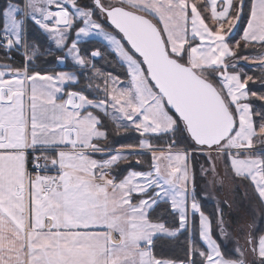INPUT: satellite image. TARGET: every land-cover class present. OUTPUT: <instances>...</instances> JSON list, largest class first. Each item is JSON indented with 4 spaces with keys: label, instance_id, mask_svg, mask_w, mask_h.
<instances>
[{
    "label": "snow or ice",
    "instance_id": "obj_1",
    "mask_svg": "<svg viewBox=\"0 0 264 264\" xmlns=\"http://www.w3.org/2000/svg\"><path fill=\"white\" fill-rule=\"evenodd\" d=\"M2 15L0 48H23L25 64L0 65V264H177L155 254V239L175 237L197 215L206 248L190 240L188 264H198L197 256L199 264H247L242 250L231 259L213 238L189 149H175L178 136L189 139L192 151L208 154L213 174L211 153L222 155L264 203V112L250 102L264 101V93L238 70L240 61L264 70V51L238 55L248 46L264 50V0H22ZM245 16L241 45L232 37ZM28 21L62 53L58 63L71 58L100 82L78 91L72 72L30 71L40 46L26 39ZM93 36L118 54L123 78L101 73L82 54L81 42ZM101 114L117 130L137 132L139 142L103 146L109 133ZM165 135V146L154 143ZM144 155L151 157L147 170L112 174L130 158L144 163ZM162 202L177 228L151 218ZM247 243L253 264H264V234H249Z\"/></svg>",
    "mask_w": 264,
    "mask_h": 264
},
{
    "label": "trees",
    "instance_id": "obj_2",
    "mask_svg": "<svg viewBox=\"0 0 264 264\" xmlns=\"http://www.w3.org/2000/svg\"><path fill=\"white\" fill-rule=\"evenodd\" d=\"M84 1V2H83ZM80 3H91V0H79ZM251 3L252 0H247ZM10 4H20L22 6V0H0V29H2L5 22L3 17V11ZM247 11V10H246ZM247 25V16L242 18L241 23L237 26V29L234 31L232 40H239L241 45H243V40L241 39L243 31ZM27 30V40L29 43H35L40 46L39 53L33 58L31 64L29 65V70L41 71V72H61L68 71L72 72L79 78V84L73 85L74 90L86 89V86L91 83H99V80L92 78L91 70L80 69L74 63L66 61L65 65L61 66L56 57L61 55L59 51H56L54 46L51 44V41L48 40L47 35L42 32L37 26L32 24L30 21L26 24ZM107 30H111L107 24H105ZM74 39V35L70 37ZM49 47L53 48L52 54H49L47 49ZM81 52L86 57L88 53L92 50H98L101 55L96 58L92 64L95 65L101 73L107 74L111 73L113 75H118L123 78L124 68L121 66V62L118 59L116 53L112 51L109 46L100 39L92 38L88 39L80 44ZM264 50L259 49L258 46H248L243 47L238 50V55L240 56H257L260 55ZM0 63H5L15 68H20L25 64V57L22 53L11 50L7 51L6 49L0 48ZM238 70L241 73H246L252 75L256 80L255 83L249 82V88L258 92L264 93V85L261 84V79L264 78V70L257 67L255 64H238ZM86 94L91 96H96L98 93L94 89L86 90ZM251 104L255 112H264V101H260L256 98L251 99ZM101 119L105 124V128L108 131V139L103 142V146L106 148H120L122 145L127 144H137L140 140V136L137 132L133 131L131 128L128 130L120 129L117 130L115 124L109 117H105L101 114ZM186 141L185 144H178L179 140ZM169 141L167 135L162 136L161 138L154 141V143L160 145L161 147L165 146ZM176 149H184L186 146L188 148H193L194 145L189 139L184 137L176 138ZM189 144H192L193 147H189ZM98 158V157H97ZM135 157L130 158L128 161L120 162L113 169V175L118 179H122L128 174L129 171H143L147 170L149 163L151 162V157L149 155H144L140 157L144 163L137 165L135 163ZM191 166L192 173L195 180V191L197 200L200 203L201 209L212 221V234L214 239L221 245V250L225 255L231 259H238L239 254L237 249L245 247L243 252L246 254L250 262L247 261V264H253V261L256 259L254 254L251 251L250 246L247 243V237L249 234L252 236H259L264 234V206L259 200V198L248 193L246 196L242 194L239 195L237 188L234 191V200L229 202H222L220 204L221 217H219V207L216 203L209 200L208 197L203 195L205 190L206 180L203 175L204 169L209 166V161L204 156H198L195 153L191 154ZM200 186H199V185ZM240 189V188H239ZM201 190V191H200ZM241 190V189H240ZM252 197V199H251ZM153 220H159V222L165 223L169 228H177L178 219L175 214L171 212L170 205L168 203H160L155 207L154 211L150 213ZM222 218L223 228L226 231L229 230V236H222L218 220ZM199 217L198 215L192 218L191 230L184 229L181 230L175 237H165L160 236L158 239H155L154 243V252L158 257H163L165 259L176 261L177 263L183 262L188 263V247L189 241H195L196 247L198 249H204L206 246L203 244L199 237ZM191 231V232H190ZM242 244L241 246H239ZM246 244V246H245ZM249 247V248H248ZM199 264V257H194ZM244 258V257H243ZM246 260V258H244Z\"/></svg>",
    "mask_w": 264,
    "mask_h": 264
},
{
    "label": "crops",
    "instance_id": "obj_3",
    "mask_svg": "<svg viewBox=\"0 0 264 264\" xmlns=\"http://www.w3.org/2000/svg\"><path fill=\"white\" fill-rule=\"evenodd\" d=\"M252 2H253V0H252ZM27 24V23H26ZM247 26V25H246ZM246 28V27H245ZM27 28L25 27V36H26V39H27V30H26ZM237 29V28H236ZM235 29V30H236ZM75 38V37H74ZM92 38H97V39H100V40H102L103 42H105L108 46H109V48L112 50V51H114L113 49H112V47L108 44V42L107 41H105L104 39H103V37H101V36H93V37H89V38H86L85 40H83L82 42H84V41H86V40H88V39H92ZM13 50H16V51H18V52H20V53H22L23 55H24V49L23 48H20V49H13ZM117 55V54H116ZM118 56V55H117ZM24 57H25V55H24ZM96 58H98V57H96ZM95 58V59H96ZM88 59H90L91 60V63H93V61L95 60V59H93V58H91V57H89ZM119 59V58H118ZM67 61V60H66ZM66 61L64 62V63H59L61 66H63V65H65V63H66ZM68 61H70V62H72V63H74L72 60H71V58H69L68 59ZM0 65H7V64H5V63H0ZM65 72H68V71H65ZM117 149H119V148H117ZM175 150H177V151H182V150H184V149H175ZM36 155L38 154V153H35ZM190 156H191V153H189V158H190ZM201 156H203V155H201ZM205 157V156H204ZM212 157H213V159H214V163H215V171L217 172V170L218 169H220L221 170V174H223L224 175V178L222 179V180H224L226 177H228L229 176V183L231 184L230 186H233L232 187V189H230V190H228L227 192L224 190L225 188H224V185L221 183V182H219L218 183V185L216 186V189L218 190V193H219V195H215V190L212 192L211 190H208V188H207V181H206V184H205V190H204V192H203V195L205 196V197H208L209 198V200H211V201H213L214 203H216L217 205H218V207L220 206V204L222 203V202H229L230 203V201H233L234 200V198H235V196H234V191H235V189L237 188V190L239 191V195H243V196H246L248 193L251 195L252 193L254 194V196L256 197H258V195L256 194V192H255V190L253 189V187H252V185L250 184V182H248V181H244V180H241V179H239V178H236V177H234L233 175H232V173H231V171H230V169L227 167V164H226V161H225V159H224V157L221 155V156H219V157H217L216 156V154H213L212 155ZM209 167V166H208ZM208 167L206 168V172H205V174L207 175V173L209 172V169H208ZM224 167V168H223ZM193 174V173H192ZM193 176V175H192ZM241 190H240V189ZM251 199H252V197H251ZM260 200V199H259ZM261 201V200H260ZM262 203V202H261ZM263 204V206H264V203H262ZM221 209H220V207H219V217H221L220 215H221ZM192 218L193 217H191V222H190V226H189V230H191V225H192ZM186 230V229H185ZM191 232V231H190ZM226 232H227V236H228V233L230 232L229 230H227L226 229ZM226 236V237H227ZM202 241V240H201ZM204 244V243H203ZM205 245V244H204ZM242 244H240L239 246H241ZM245 246H246V244H245ZM247 247V246H246ZM249 248V247H248ZM240 250H242V248L240 249ZM245 256V255H244ZM246 258H247V256H246ZM178 264H180V263H178ZM185 264H188V263H185Z\"/></svg>",
    "mask_w": 264,
    "mask_h": 264
},
{
    "label": "rangeland",
    "instance_id": "obj_4",
    "mask_svg": "<svg viewBox=\"0 0 264 264\" xmlns=\"http://www.w3.org/2000/svg\"><path fill=\"white\" fill-rule=\"evenodd\" d=\"M84 2V1H83ZM235 31V30H234ZM117 54V53H116ZM84 55V54H83ZM118 55V54H117ZM119 58V56H117ZM120 60V59H119ZM239 63H243V64H254L253 62L251 61H240ZM178 144H185L187 145L186 141H182L181 139L177 142ZM189 147H193L192 144H189ZM187 149H189V153L193 154L195 153L196 155L198 156H205L207 159H208V154L207 153H203V152H200V151H192L193 148H188L186 146ZM185 149V148H184ZM213 154H216L215 152L211 153V156ZM209 161V159H208ZM210 168V162H209V167L208 169ZM224 168V167H223ZM189 170H190V176H192V166H191V159L189 158ZM203 171V175L205 177V180L207 181V188L208 190H211L212 192L215 190V195H219L218 193V190L216 189V186L218 185L219 182H221L223 185H224V190L227 192L228 190L232 189L233 186H230L231 184L229 183V176L226 177L224 180H222L224 178V175L221 174V170L218 169L217 172L215 171V174H213L211 171H209L207 173V175L205 174L206 172V169L202 170ZM206 215V214H205ZM207 216V215H206ZM199 217V216H198ZM227 233V232H226ZM229 236V235H228ZM214 238V237H213ZM203 242V241H202ZM204 243V242H203ZM206 246V245H205ZM242 248V251L244 250L245 247H241ZM244 258H246V254L244 256ZM246 261L250 262L248 258H246ZM178 264V263H177ZM181 264V263H180ZM184 264V263H183Z\"/></svg>",
    "mask_w": 264,
    "mask_h": 264
},
{
    "label": "built area",
    "instance_id": "obj_5",
    "mask_svg": "<svg viewBox=\"0 0 264 264\" xmlns=\"http://www.w3.org/2000/svg\"><path fill=\"white\" fill-rule=\"evenodd\" d=\"M34 155H36V154H34ZM37 155H38V154H37ZM29 160H31V156H29ZM28 168H29V171H33V169H32V165H31V164L28 165ZM48 174H55V173H53V172H49Z\"/></svg>",
    "mask_w": 264,
    "mask_h": 264
},
{
    "label": "bare ground",
    "instance_id": "obj_6",
    "mask_svg": "<svg viewBox=\"0 0 264 264\" xmlns=\"http://www.w3.org/2000/svg\"><path fill=\"white\" fill-rule=\"evenodd\" d=\"M199 185V184H198ZM200 186V185H199ZM201 191V190H200Z\"/></svg>",
    "mask_w": 264,
    "mask_h": 264
}]
</instances>
